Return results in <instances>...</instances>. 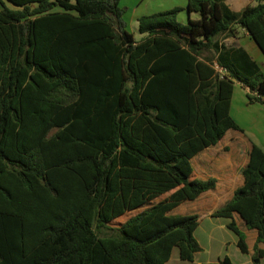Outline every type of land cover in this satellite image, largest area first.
<instances>
[{
	"label": "trees",
	"instance_id": "1",
	"mask_svg": "<svg viewBox=\"0 0 264 264\" xmlns=\"http://www.w3.org/2000/svg\"><path fill=\"white\" fill-rule=\"evenodd\" d=\"M121 0H0V264L191 262L197 215L170 216L213 189L191 159L228 130L234 84L264 104V71L219 38L245 30L264 52V0L235 13L188 0L138 18ZM243 185L212 213L264 256V149L253 144ZM203 264H232L225 257Z\"/></svg>",
	"mask_w": 264,
	"mask_h": 264
},
{
	"label": "crops",
	"instance_id": "2",
	"mask_svg": "<svg viewBox=\"0 0 264 264\" xmlns=\"http://www.w3.org/2000/svg\"><path fill=\"white\" fill-rule=\"evenodd\" d=\"M223 1L235 13L256 4V0ZM129 5L128 0L120 1L125 14L130 12L129 19L125 21L129 32V27L138 30L137 20L143 15L175 7L181 8L178 16L184 12L187 14V21L195 19L196 14L188 12V0H134L131 8ZM143 37L139 33V37L135 39L140 40ZM218 40L219 44L226 47H243L264 71V52L245 30L237 28L234 36L220 37ZM247 91L236 82L230 106V115L242 131L228 130L218 145L204 149L190 161L194 177L200 181L213 179L214 188L201 193L193 201L180 204L168 213L170 216H198L199 224L194 237L201 249L191 262L180 260L178 252L174 250L167 264H203L225 257L229 258L232 264H264V256H256L254 253L258 237L255 229H248L240 216L234 214L233 219L247 246V252L242 253L237 245V237L226 227L228 219L212 217V213L231 200L234 191L243 185L242 170L248 163V153L252 145L264 149V104L248 103ZM258 247L264 250V244H258Z\"/></svg>",
	"mask_w": 264,
	"mask_h": 264
},
{
	"label": "rangeland",
	"instance_id": "3",
	"mask_svg": "<svg viewBox=\"0 0 264 264\" xmlns=\"http://www.w3.org/2000/svg\"><path fill=\"white\" fill-rule=\"evenodd\" d=\"M129 1V6L130 8L134 5V0H128ZM123 6V4H122ZM129 16H130V12L128 13H124V19L125 21L129 19ZM199 17V15L195 14L194 15V18L197 19ZM178 22H180L181 24H186L187 23V14L184 12V14H181L178 16ZM130 28V29H129ZM128 29L131 30V33L134 34L135 38H138L139 37V32L136 29H131V27H129Z\"/></svg>",
	"mask_w": 264,
	"mask_h": 264
}]
</instances>
